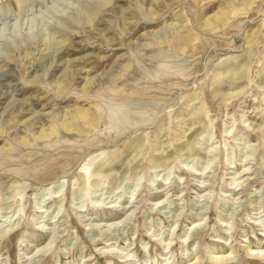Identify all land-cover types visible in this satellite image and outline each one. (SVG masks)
<instances>
[{"label":"rangeland","instance_id":"obj_1","mask_svg":"<svg viewBox=\"0 0 264 264\" xmlns=\"http://www.w3.org/2000/svg\"><path fill=\"white\" fill-rule=\"evenodd\" d=\"M11 2L0 264H264V0Z\"/></svg>","mask_w":264,"mask_h":264},{"label":"bare ground","instance_id":"obj_2","mask_svg":"<svg viewBox=\"0 0 264 264\" xmlns=\"http://www.w3.org/2000/svg\"><path fill=\"white\" fill-rule=\"evenodd\" d=\"M1 1V0H0ZM11 1H17V0H10V2ZM12 3V2H11ZM80 112L81 113H85L84 111H81L80 110ZM81 174H82V176H84L85 177V175H86V173H87V169H85L84 170V172H80ZM56 182H59V180H54V181H51V182H49V183H44L41 187H40V189H45V186H47V185H53L54 183H56ZM258 255H260V253H257ZM257 257H259V256H257ZM172 264V263H171Z\"/></svg>","mask_w":264,"mask_h":264}]
</instances>
